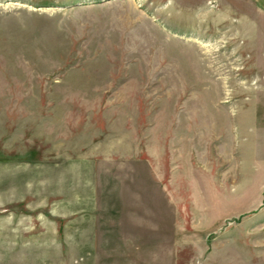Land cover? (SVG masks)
Segmentation results:
<instances>
[{
    "label": "rangeland",
    "instance_id": "374dc122",
    "mask_svg": "<svg viewBox=\"0 0 264 264\" xmlns=\"http://www.w3.org/2000/svg\"><path fill=\"white\" fill-rule=\"evenodd\" d=\"M0 264H264V6L0 0Z\"/></svg>",
    "mask_w": 264,
    "mask_h": 264
},
{
    "label": "crops",
    "instance_id": "0c3cea01",
    "mask_svg": "<svg viewBox=\"0 0 264 264\" xmlns=\"http://www.w3.org/2000/svg\"><path fill=\"white\" fill-rule=\"evenodd\" d=\"M257 4L264 6V0H255Z\"/></svg>",
    "mask_w": 264,
    "mask_h": 264
}]
</instances>
